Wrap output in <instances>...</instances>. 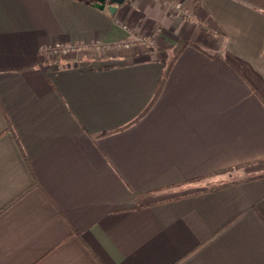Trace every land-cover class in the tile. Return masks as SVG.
Here are the masks:
<instances>
[{
    "label": "crops",
    "instance_id": "0c3cea01",
    "mask_svg": "<svg viewBox=\"0 0 264 264\" xmlns=\"http://www.w3.org/2000/svg\"><path fill=\"white\" fill-rule=\"evenodd\" d=\"M181 1L0 0V264H264V0Z\"/></svg>",
    "mask_w": 264,
    "mask_h": 264
},
{
    "label": "trees",
    "instance_id": "16d2710c",
    "mask_svg": "<svg viewBox=\"0 0 264 264\" xmlns=\"http://www.w3.org/2000/svg\"><path fill=\"white\" fill-rule=\"evenodd\" d=\"M180 51H181V48L177 50H171L170 48H167V47H158V48H154L152 46L148 47V53L154 56L156 59L160 60L164 64V73L162 76V82L165 80V78L169 74L173 66V63L176 60ZM233 171H235V168H228L225 170H220L215 173L204 175L194 180H191L194 182H201L203 186L201 189L193 191L191 193L183 194V196L188 195V194H195V193L198 194L204 191H212V190L221 189V188L233 185L241 181V180H235L234 178L224 179L225 175L233 173ZM220 178H223V179L220 180Z\"/></svg>",
    "mask_w": 264,
    "mask_h": 264
},
{
    "label": "built area",
    "instance_id": "2783aa9c",
    "mask_svg": "<svg viewBox=\"0 0 264 264\" xmlns=\"http://www.w3.org/2000/svg\"><path fill=\"white\" fill-rule=\"evenodd\" d=\"M168 7L175 8L177 10L183 9V2L181 0H162ZM147 41L149 43L152 42V38L150 37H138L135 40L127 41L123 44L125 47H130V45H134L140 42ZM77 50L76 46L67 45L65 43H52L47 45L44 48L48 59L55 58V59H62L64 57L70 56V54L74 53Z\"/></svg>",
    "mask_w": 264,
    "mask_h": 264
},
{
    "label": "rangeland",
    "instance_id": "374dc122",
    "mask_svg": "<svg viewBox=\"0 0 264 264\" xmlns=\"http://www.w3.org/2000/svg\"><path fill=\"white\" fill-rule=\"evenodd\" d=\"M183 4H184V3H183ZM135 45H136V44H134V45H130V47L122 46V48H126V49H134V48H136ZM150 46L154 47L153 45L148 44V46H147V51H148V47H150ZM154 48H155V47H154ZM101 53L105 54V53H106V50L103 49L102 51H94V50H90V49H87V50L84 49V50L80 51L79 54H76V56H78V57H80V58L85 57V56H87V57H92V56H100ZM72 54H73V53H72ZM73 55H74V54H73ZM73 55L70 54L71 57H72ZM49 60H51V61H55L56 59H55V58H50ZM233 178H234V177H233V173H230V174L224 176V179H233ZM222 179H223V178H220V180H222Z\"/></svg>",
    "mask_w": 264,
    "mask_h": 264
},
{
    "label": "water",
    "instance_id": "95a60500",
    "mask_svg": "<svg viewBox=\"0 0 264 264\" xmlns=\"http://www.w3.org/2000/svg\"><path fill=\"white\" fill-rule=\"evenodd\" d=\"M101 2L100 7L105 8V4L109 2L107 5V9L110 11L111 14H114L117 10L119 4H122L124 0H99Z\"/></svg>",
    "mask_w": 264,
    "mask_h": 264
}]
</instances>
